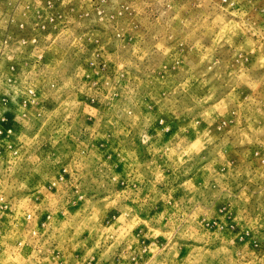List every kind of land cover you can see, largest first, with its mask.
Masks as SVG:
<instances>
[{
  "label": "rangeland",
  "instance_id": "rangeland-1",
  "mask_svg": "<svg viewBox=\"0 0 264 264\" xmlns=\"http://www.w3.org/2000/svg\"><path fill=\"white\" fill-rule=\"evenodd\" d=\"M0 264H264V0H0Z\"/></svg>",
  "mask_w": 264,
  "mask_h": 264
}]
</instances>
